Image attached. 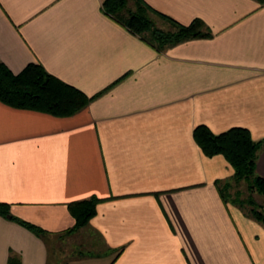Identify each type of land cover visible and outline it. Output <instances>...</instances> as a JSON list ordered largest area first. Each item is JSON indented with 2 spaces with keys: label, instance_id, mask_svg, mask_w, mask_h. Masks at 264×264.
Returning a JSON list of instances; mask_svg holds the SVG:
<instances>
[{
  "label": "crops",
  "instance_id": "0c3cea01",
  "mask_svg": "<svg viewBox=\"0 0 264 264\" xmlns=\"http://www.w3.org/2000/svg\"><path fill=\"white\" fill-rule=\"evenodd\" d=\"M144 1L212 37L159 53L103 0H0V61L13 74L41 64L94 97L70 117L0 102V203L44 231L0 216V264H49L47 240L75 224L68 204L92 196L69 264H264V227L218 190L234 169L193 137L241 127L264 141V0Z\"/></svg>",
  "mask_w": 264,
  "mask_h": 264
},
{
  "label": "trees",
  "instance_id": "16d2710c",
  "mask_svg": "<svg viewBox=\"0 0 264 264\" xmlns=\"http://www.w3.org/2000/svg\"><path fill=\"white\" fill-rule=\"evenodd\" d=\"M102 11L129 33L161 53L179 43L211 38V30L199 19L183 25L150 7L144 0H103ZM156 19L169 29L163 30ZM94 97L49 74L41 64L29 63L18 74H13L0 61V102L16 109L33 110L55 117H70L85 109ZM193 137L206 157L222 155L234 169L231 178L219 181L217 186L225 203L241 209L245 215L264 227V207L250 196L247 200L233 197L229 191L231 183H245L248 192L264 198V178L257 173L256 162L264 141H253L245 128L234 127L221 134H213L200 125L193 131ZM97 197L68 204V210L75 220L73 228L66 235H72L88 226L96 215ZM0 216L16 221L37 236L44 231L28 222L19 221L10 214V207L0 203ZM92 255V254H89ZM7 264H21L18 256L10 255Z\"/></svg>",
  "mask_w": 264,
  "mask_h": 264
},
{
  "label": "rangeland",
  "instance_id": "374dc122",
  "mask_svg": "<svg viewBox=\"0 0 264 264\" xmlns=\"http://www.w3.org/2000/svg\"><path fill=\"white\" fill-rule=\"evenodd\" d=\"M156 24L163 30L169 29V27L165 23L157 19ZM229 191L233 197H236L238 194L239 196L237 197L240 200H247L248 197L251 196L257 204L264 207V198L256 193L252 194L248 192L245 183H231ZM261 212H264L263 209L261 210ZM67 238L69 239H62L60 241H57L55 239L47 240V243L49 245V264H69L71 261L70 259H73V257L75 256H79V253H82L83 251L85 253V247L87 246L86 237H84V243L82 245L79 244L82 239L79 236L77 237L76 235H69L67 236Z\"/></svg>",
  "mask_w": 264,
  "mask_h": 264
}]
</instances>
